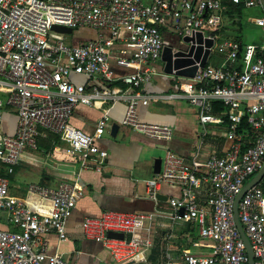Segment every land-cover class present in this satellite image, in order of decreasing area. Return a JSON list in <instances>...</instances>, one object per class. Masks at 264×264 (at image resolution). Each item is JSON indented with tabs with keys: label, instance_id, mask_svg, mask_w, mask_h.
I'll return each instance as SVG.
<instances>
[{
	"label": "built area",
	"instance_id": "built-area-1",
	"mask_svg": "<svg viewBox=\"0 0 264 264\" xmlns=\"http://www.w3.org/2000/svg\"><path fill=\"white\" fill-rule=\"evenodd\" d=\"M243 2L247 7L260 6L259 0ZM224 8L222 0H0V89L5 91L4 98L0 96V122L7 108L17 118L13 132L0 129V221L6 218L13 227H0V264H75L58 253H48L41 233L54 230L60 240L67 237L66 219L75 207L78 184L62 181L52 187L28 182L29 195L49 201L50 211L39 213L10 193L9 176L26 149H37L44 131L57 134L65 152L78 156L83 168L101 171L107 151L95 140L110 128V108L103 106L104 96L86 92L85 84L74 83L70 75L120 79L127 87H139L155 72L152 63L161 57L167 18L178 23L182 16L186 23L178 33L180 39L197 30L213 39L205 65L198 66L193 77L177 79L178 93L197 108V148L187 159L166 146L160 170L144 179L147 196L154 203L160 200L162 184L179 185L180 194L167 198L168 209L105 210L99 216H86L81 231L84 237L100 242L113 263L146 262L156 225L172 229L192 223L207 242L195 244L209 251L183 249L178 261L170 258L165 264H248L232 208L241 187L264 161V14L252 19L262 29L261 40L243 43L214 32L221 25ZM53 24L89 27L96 34L71 43L54 36ZM213 53L219 58L211 62ZM111 57L117 65L133 70L116 75L109 65ZM120 91L112 89V103L123 96ZM149 97L138 92L129 95L121 124L168 140L172 126L139 118L137 108L148 103ZM215 102L227 109L213 113ZM79 104L101 110L92 132L70 123ZM223 115L228 121L225 138L229 144L222 153L210 152L199 171L206 125L222 123ZM243 119L255 133L252 139L245 140L237 132ZM237 211L253 264H264V189L259 183L243 193ZM110 230L123 236H110Z\"/></svg>",
	"mask_w": 264,
	"mask_h": 264
},
{
	"label": "crops",
	"instance_id": "crops-1",
	"mask_svg": "<svg viewBox=\"0 0 264 264\" xmlns=\"http://www.w3.org/2000/svg\"><path fill=\"white\" fill-rule=\"evenodd\" d=\"M222 18L220 26L226 23L223 15ZM185 23L184 16L178 23L173 18H167L166 24L162 27L165 30L163 47L166 44L179 42L178 33ZM226 24H229V29L225 30L226 37L220 34L222 38H232L233 35L238 34L236 25H230L229 22ZM74 30L78 32L91 30L92 35L87 37L85 34H78L75 41L73 39L70 41L71 43H78L96 34L95 30L89 27ZM261 37L262 29L259 28L251 41L245 43H258ZM109 65L116 75L133 70L132 67L117 65L112 57ZM152 66L155 69L152 77L139 87H127L120 79L106 81L100 76L87 79L83 75H70L74 83L85 84L86 92L104 96L106 100L103 106L110 108V125L113 122L119 124L114 136L110 135L107 128L95 140L100 148L107 151L101 171L83 168L78 156L68 155L65 152V143L57 134L44 131L38 137L37 149H26L14 172L9 176L10 193L25 199L32 209L39 213L50 211L49 201L29 195L25 189L28 182H39L52 187L62 181L78 184L75 207L66 219L67 237L60 240L54 230L41 233V239L48 253H58L75 264H165L170 258L178 261V256L183 249L194 253L209 251L208 247L195 244L207 242L199 237L197 229L196 231L194 228L189 229L190 223L189 225L188 223L178 224L172 229L156 225L153 245L146 262L113 263L109 252L101 243L84 237L81 231L84 217L99 216L105 210L146 212L155 206L168 209L170 205L167 199H160L154 203L147 196L144 179L156 174L153 171L154 158L158 156L162 158L166 146L187 159L192 157L197 148L200 128L197 121V108L178 93L176 81L179 76L165 74L162 71L160 58L154 61ZM112 89H120L119 94L124 93L114 103L109 98ZM0 92L5 93L3 89H0ZM135 92L150 96L148 103L138 106L139 118L147 122L172 126L173 135L170 139L157 140L121 124L127 107V97ZM6 110L7 117L3 123L0 122V129L13 132L17 118L12 109ZM100 115V108L79 104L70 117V123L85 132H92ZM206 129L207 132L199 148V171L204 169L203 161L210 152L222 153L229 144L225 138V127L221 123H208ZM159 193L166 195L167 198L179 195L180 187L175 184H162ZM0 227L13 228L6 218L1 219Z\"/></svg>",
	"mask_w": 264,
	"mask_h": 264
},
{
	"label": "water",
	"instance_id": "water-1",
	"mask_svg": "<svg viewBox=\"0 0 264 264\" xmlns=\"http://www.w3.org/2000/svg\"><path fill=\"white\" fill-rule=\"evenodd\" d=\"M260 6L264 11V0H259ZM51 30L63 33L71 34L74 29L69 26L53 24ZM213 44V39L207 36H204L203 32L200 30L195 31L191 35H183L182 38L176 44H166L164 45L161 52V61H162V71L165 74L181 77H193L198 66L202 67L207 61V57L210 53V47ZM119 128L117 122H113L110 125L109 132L110 135L114 136ZM161 157H155L153 163V171L157 173L160 170L161 166ZM264 176V161L259 167L254 176L247 181L239 190L235 196L233 202V219L236 225V228L245 244L246 252L248 255V264H253V252L251 249L250 242L246 236L240 222L238 219L237 204L240 197L243 193L250 188L251 186L260 183ZM159 199H167L166 195L158 194ZM182 210V209H181ZM110 236H115L121 238L123 236L122 232L108 231ZM133 262V261H129Z\"/></svg>",
	"mask_w": 264,
	"mask_h": 264
},
{
	"label": "trees",
	"instance_id": "trees-1",
	"mask_svg": "<svg viewBox=\"0 0 264 264\" xmlns=\"http://www.w3.org/2000/svg\"><path fill=\"white\" fill-rule=\"evenodd\" d=\"M222 3L225 7L223 12H222V15L224 17V22H226V23L229 22L230 25H233V26L236 25V28L240 31V29H241L240 18L242 16V12H243L244 8H246L247 6L244 4L243 0H241L240 2H237V3L233 2L232 0H222ZM257 8H258V15L264 14L263 9L259 5H257ZM226 23H224L220 27H215L214 32L220 33L223 35V37L224 36L226 37L227 34H225V30L229 29V26H228L229 24H226ZM239 31H238V34L233 35L231 39L242 42V40L240 39V32ZM162 33L164 35V33H165L164 28H162ZM228 37H229V35H228ZM176 83H177V81H176ZM212 107H213V113H215V114H220L221 112H223L227 109V107L220 102L213 103ZM221 124L224 125V127H226L228 125V121H227V118L225 115H223V122ZM237 132H241L242 136L245 140L252 139L255 136L254 131L250 128L249 124L246 123L245 119H243L241 121L239 128L237 129ZM245 147H246V145H243L244 149H245ZM256 172L257 171H255L253 174H255ZM259 186L264 189V176H263L262 181L259 183ZM187 225H189V223ZM190 225H192V224L190 223Z\"/></svg>",
	"mask_w": 264,
	"mask_h": 264
},
{
	"label": "rangeland",
	"instance_id": "rangeland-1",
	"mask_svg": "<svg viewBox=\"0 0 264 264\" xmlns=\"http://www.w3.org/2000/svg\"><path fill=\"white\" fill-rule=\"evenodd\" d=\"M255 16H258V8H257V6H248V7L244 8V10L242 12V16L240 18L241 29L239 31L240 32V39L242 40L243 43L251 41L252 36L255 33H257V30L260 28V27L256 26L252 22V19ZM78 34H85L88 37L89 35H92V31L91 30H87L85 32H83V31L82 32H78V31L74 30L71 34H63V33H58L57 32V33H54V36L63 37V38H65V41L70 42V41H72V39H73V41H75V38H76V36ZM218 58H219V56L217 55V53H213L210 59H211V62H213L215 59H218ZM4 95H5L4 93L0 92V96L1 97L4 98ZM4 108H7V106H5ZM6 111H7L6 109H3V115H2V119H1L2 123L5 121V119L7 117ZM253 176H254V174L250 175L247 181H249ZM193 228L195 229V231H196V229L198 231V227H197L196 224L190 225L189 229L192 230Z\"/></svg>",
	"mask_w": 264,
	"mask_h": 264
}]
</instances>
